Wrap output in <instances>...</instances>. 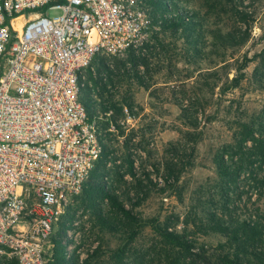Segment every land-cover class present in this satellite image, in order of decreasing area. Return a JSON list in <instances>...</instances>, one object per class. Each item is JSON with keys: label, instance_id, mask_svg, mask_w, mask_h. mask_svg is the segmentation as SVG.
Masks as SVG:
<instances>
[{"label": "rangeland", "instance_id": "obj_1", "mask_svg": "<svg viewBox=\"0 0 264 264\" xmlns=\"http://www.w3.org/2000/svg\"><path fill=\"white\" fill-rule=\"evenodd\" d=\"M172 2L192 12L188 30L155 26L140 49L102 56L109 71L86 72L90 88L105 85L99 105L123 109L102 181L141 227L130 240L133 225L106 200L91 205L96 163L71 197L78 264L81 256L82 264H204L166 245L152 224L183 234L193 254L204 248L216 264L234 251L210 227L264 216V0Z\"/></svg>", "mask_w": 264, "mask_h": 264}, {"label": "built area", "instance_id": "obj_2", "mask_svg": "<svg viewBox=\"0 0 264 264\" xmlns=\"http://www.w3.org/2000/svg\"><path fill=\"white\" fill-rule=\"evenodd\" d=\"M155 26L147 0H0V264H48L56 240L72 264L71 197L103 142L81 102L86 72Z\"/></svg>", "mask_w": 264, "mask_h": 264}, {"label": "trees", "instance_id": "obj_3", "mask_svg": "<svg viewBox=\"0 0 264 264\" xmlns=\"http://www.w3.org/2000/svg\"><path fill=\"white\" fill-rule=\"evenodd\" d=\"M173 0H147V4L152 9V15L154 18V24L161 29L168 30H188V22L192 12L172 2ZM188 19V20H186ZM192 23V22H191ZM102 57H97L94 64L98 65L99 72L105 70L109 71V67L104 62ZM89 70V69H88ZM99 81H94L93 88L89 87L88 83L82 90L81 102L88 111L90 119L96 118L99 129L102 131V153L98 159L96 169L91 173L88 181V187L90 191V203L96 205L97 203L107 201L110 208L116 213L122 215L124 219H127L132 225L130 240H132L138 229L141 227V223L133 214V209H127L120 195L114 190H107L104 182L102 181V173L104 165L108 161L110 155L113 153L109 149L107 143L112 139L113 132L109 131L110 125H115V132L123 134L121 128L117 125V117L123 112L120 105L110 103L108 105H99L100 99L103 97L106 91L105 85L99 86ZM98 87V88H97ZM98 90V95L95 89ZM112 112L109 116L107 114ZM121 131V133H120ZM249 137L253 138L250 133ZM246 139H244L245 141ZM131 168V166H130ZM224 170L223 166L220 167ZM172 170V169H170ZM172 176L171 171H169ZM224 175L230 177L232 175L229 171H224ZM178 177L176 176V179ZM139 202L133 204V208L138 206ZM97 206H99L97 204ZM101 223L108 228L109 224L104 219L100 220ZM62 227V226H61ZM152 229L161 238V240L171 248L181 251L187 258L195 259V261L202 260L204 264H215L211 259L206 258V251L204 248L200 249L198 254H193L192 249L195 247L183 234L170 232L165 228H161L158 225L152 224ZM210 229L214 232L220 233L226 239L229 240L231 245L228 250L234 251L233 253H227L216 258V264H264V250L258 248V243H261L264 239V216L258 217L257 221L243 220L242 222H231L230 224H214ZM64 228L60 230L63 233ZM228 243V244H229ZM54 247L52 249V255L48 264H70L65 259V246L62 242L54 241ZM234 246V249L232 247ZM254 259V260H253ZM254 261V262H253ZM72 264H78L76 256L73 255ZM11 264H15L12 262ZM84 264H89V261H85Z\"/></svg>", "mask_w": 264, "mask_h": 264}]
</instances>
